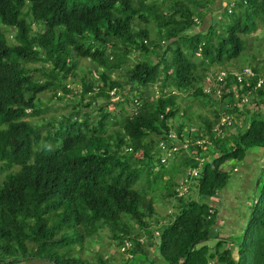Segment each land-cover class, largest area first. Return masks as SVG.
Instances as JSON below:
<instances>
[{"label":"trees","instance_id":"16d2710c","mask_svg":"<svg viewBox=\"0 0 264 264\" xmlns=\"http://www.w3.org/2000/svg\"><path fill=\"white\" fill-rule=\"evenodd\" d=\"M214 1L0 0V264H110L99 254L94 261L83 256L104 227L118 247L132 241L128 261L149 256V246L138 240L144 236L155 248L151 264H264V162L249 220L237 248L232 243L236 256L213 229L219 217L208 202L227 184L221 165L259 149L264 157V68L255 65L236 83L240 96L253 94L250 109H241L232 94L216 101L228 100L226 113L252 112L236 134L218 127L220 113L211 108L212 119L201 118L197 130L182 134L189 127L182 114L176 126L168 125L180 114L183 97L177 94L208 97L203 89L213 84L207 83L210 66L237 59L248 49L242 36L264 24V0H236L231 13L222 7L205 32L196 31ZM135 50L147 61L132 62ZM120 70L140 107L131 113L122 106L129 104L125 96L107 129L114 106L108 92L123 87L110 74ZM69 75L82 81L75 93L79 105L108 101L97 108L99 119L91 123L84 112L80 120L78 110L34 124L30 118L41 114L46 91L62 101L73 93ZM158 82L165 92L141 97L142 89ZM171 130L176 138L169 137ZM198 139L213 145H194ZM178 173L190 180L182 196ZM157 192L163 200L153 199ZM154 200L172 203L169 220L151 223Z\"/></svg>","mask_w":264,"mask_h":264},{"label":"rangeland","instance_id":"374dc122","mask_svg":"<svg viewBox=\"0 0 264 264\" xmlns=\"http://www.w3.org/2000/svg\"><path fill=\"white\" fill-rule=\"evenodd\" d=\"M210 9L207 8L206 12L209 13ZM207 13H205L206 16ZM218 15L221 16V12L218 13ZM224 20L228 19L229 16L223 15L222 16ZM149 31H153L154 29L152 27L148 28ZM195 30L203 32L204 29H201L198 25L195 27ZM216 30V28H215ZM11 41L12 34L10 33L8 35ZM242 39L244 41V45L246 46L248 43L249 37L242 36ZM254 43H257V41H250V45L252 46ZM164 43L161 42V45ZM256 46V45H255ZM260 48V47H258ZM131 61H147L148 56L139 54L138 51H132L130 54ZM154 56H152L153 58ZM150 58V57H149ZM193 61L198 63L200 60L197 56H194ZM248 63H252L249 53L247 50L243 51L241 55L235 59L230 61L227 64L221 65V66H210V70L207 74V83H213L212 89L214 90V86L216 85L215 79L218 76V73H230L232 69L236 68H243V67H249ZM254 64V62L252 63ZM129 65V64H128ZM199 66V65H198ZM36 67H39V65H36ZM220 67V69H219ZM83 68L80 66L78 67V75L82 76V70ZM98 70L97 72V79H100L103 72ZM124 70L120 71H113L110 74V77L112 80H119L121 83H123L122 89L118 90L114 96H111L113 98H110V103L114 104L113 108H109V117H112L109 119V122H107V129H110L113 126L114 123V116L120 112L119 105L116 107V102L123 99V97L128 96L129 103L131 102L133 95L137 96L133 91V89H130V86L126 84L125 80V73L123 74ZM218 72V73H217ZM93 76H91L90 79H88V82L90 83L91 80H93ZM67 85L72 88L73 93L72 94H66L65 101L57 100L55 98H51L52 95L51 91H46L44 95L40 96V99L42 101V108H41V114L30 118V120L33 121L34 124L42 126L46 123L47 120H49L51 117L59 116L62 114H70L74 111H80V120L83 119V114L86 112L89 115V120L91 123H95L99 119V111H97V108L99 106H105L108 101L105 100H98L95 104H91L90 107H83V105H79V96L75 93L78 90H82V81L78 80L77 78L72 77L69 75L67 78ZM120 83V85H122ZM237 82H233L230 85H235V92L231 91L233 101L235 103H241L244 105V107L241 105V109H250V104L253 101V94L250 93V96L247 97L249 102H243V96H240L239 93H237ZM230 85L228 87H230ZM257 86V85H256ZM210 86H205V88ZM260 87V86H257ZM203 89V90H204ZM166 90L162 88L161 84L158 82L153 86H150L146 88L145 90L142 89L141 94L147 93L149 96H159L162 92H165ZM133 94V95H132ZM206 94V93H205ZM59 95V94H58ZM177 95H180L182 100L179 101V111L180 114L177 115L171 122L168 123V125L176 126L179 123L180 115H183V118L187 120L188 128H184L182 134L188 133L192 130V128L197 130L199 126L201 125V118L210 116L212 119V114L208 113V109H216L219 113H222L221 116H224V114L233 116H230L231 118V125L226 127L227 132L229 135L236 134L239 132L240 129L244 127L246 124V121L248 120L249 115L252 113L249 112L245 113V110H241L239 112L230 111L228 113H225L227 109L232 108L231 105L228 103V100L224 101V103L218 104L216 101L220 98V96L211 94L208 95V97H204L199 99H195L193 96H188L190 93L185 94V92H180ZM210 97V99H209ZM242 98V99H241ZM202 100V101H201ZM210 101H214L215 103L212 104ZM197 102L207 104L205 107L201 104H198ZM210 102V103H209ZM103 106V107H104ZM123 107L126 109L128 108V103H123ZM225 107V109H223ZM263 107L260 106V109ZM223 109V110H222ZM247 115V116H246ZM209 118V117H208ZM210 119V120H211ZM42 133H44V130H41ZM187 138H185L186 140ZM206 140V139H205ZM208 142L205 143V145H213L212 142H210L208 139L206 140ZM182 145V143H181ZM263 153L259 149L257 152L251 153L250 155H246L243 160L241 161H227L223 165H221V169H223L227 173V180H226V186L223 188L219 193H217L214 197L211 198V200H208L209 203H212L216 210H217V216L222 220L216 224L213 225V229L219 232L218 236L222 237L224 240H228L231 243H237L241 237L242 233L246 227V223L249 217L250 207L254 202V199L258 193H256L255 185L258 178V175L261 171V168L263 166L264 157L262 156ZM173 160V158H170ZM170 160V161H171ZM167 163V159L165 161ZM236 169V171H234ZM165 179L168 178V176L164 177ZM175 181L177 184H179L180 193H183L187 189V193L189 191V185L190 180L187 178L180 177L179 173L175 176ZM160 192L152 194L153 199H161ZM156 197V198H154ZM197 196L194 195L193 198H196ZM203 198H198L199 201H203ZM165 201V200H164ZM207 201V200H206ZM175 201H173L174 203ZM205 202V201H203ZM172 206V203H162L159 200L153 201V208L155 209V214L153 217V221H151L152 224L160 221L161 219L164 220L165 218H168V214L170 213V208ZM169 220V218H168ZM223 225V228H222ZM156 229V227L154 228ZM98 235L93 238L91 241H89L88 244V250L86 252V258H88L89 261H94L97 254L103 256L104 258H109L110 264H151L154 260H156V257L154 258V248H152L151 253L147 252L149 256L146 257H138V260L136 259L128 261L131 259L130 253L122 252L121 248L118 247L116 244V240L111 237L112 233L110 232L107 227L102 228L98 231ZM144 237V236H142ZM215 237V236H214ZM224 245H227L225 243ZM144 246H150V243L144 244ZM237 248V246L235 245ZM231 247L232 254L236 256V248ZM150 251V247H149ZM234 252V253H233ZM128 259V260H127ZM236 259V258H234Z\"/></svg>","mask_w":264,"mask_h":264},{"label":"built area","instance_id":"2783aa9c","mask_svg":"<svg viewBox=\"0 0 264 264\" xmlns=\"http://www.w3.org/2000/svg\"><path fill=\"white\" fill-rule=\"evenodd\" d=\"M228 12H230V10H228ZM194 21L197 22V18H194ZM252 74V71L249 67H243V68H236V69H232V71L230 72V74H227V73H218V76L217 78L215 79L216 81V85L213 87L214 90L212 89V85L210 87H207L204 89V92L207 94V95H211V94H214V95H217V96H220L222 94H225V93H229L231 91L235 92V85H230L231 83L233 84V82L231 81H234V82H237V83H241L245 78H248L250 77ZM228 85H230V87H228ZM257 86H260L261 85V81H258ZM238 93V91H237ZM116 94V89H112L110 92H109V95L110 96H114ZM243 102H249L248 101V98L249 97L248 95H244L243 96ZM140 107V101L137 99V98H132L131 100V106H130V112L131 113H134L136 111L137 108ZM231 123V119H230V116L229 115H224L221 117L220 119V123H219V126L218 127H222V126H229ZM218 127H216L214 129L215 133L217 135H220V129H218ZM169 137L170 138H176V134L174 133H171L169 134ZM206 141L205 139H202V140H196L195 141V145H203L205 144ZM165 143H160L159 146L161 149H165ZM182 145H184V147H186V145H188V142L185 141L182 142ZM176 150V147L173 146L171 148V151H175ZM129 247V244L126 245L125 248H121V251H124L126 248Z\"/></svg>","mask_w":264,"mask_h":264},{"label":"crops","instance_id":"0c3cea01","mask_svg":"<svg viewBox=\"0 0 264 264\" xmlns=\"http://www.w3.org/2000/svg\"><path fill=\"white\" fill-rule=\"evenodd\" d=\"M236 0H215L214 8H218L220 6H225L227 3H231V8L234 6ZM211 15V16H210ZM220 15H218V11L214 10L213 12H209L206 14L204 21L200 23L198 26L201 29H208L209 25L216 20L219 19ZM198 31V30H197ZM201 32V30H200ZM205 32V31H204ZM248 49L249 57L254 64L248 63L250 69H253L255 65L259 64L260 67L264 68V24H259L256 28V31L250 35H248ZM257 41L252 46L250 45V41ZM256 45V46H255ZM260 47V48H258ZM264 72V69H262ZM218 73V72H217Z\"/></svg>","mask_w":264,"mask_h":264},{"label":"clouds","instance_id":"9594fccd","mask_svg":"<svg viewBox=\"0 0 264 264\" xmlns=\"http://www.w3.org/2000/svg\"><path fill=\"white\" fill-rule=\"evenodd\" d=\"M222 7H225L226 9H227V13H231L232 12V8H231V3H227L225 6H220V7H218V8H216V9H214V10H216V11H218V13H220V12H222ZM214 10H210L209 12H213ZM228 10H230V12H228ZM205 13H208V12H206L205 11ZM194 18H197V22H195L194 21ZM193 18V21L195 22V25L199 22V16H195ZM197 26V25H196ZM195 26V27H196ZM101 71V70H100ZM155 85V84H154ZM112 89H116V92L118 91V90H120V89H118V88H112ZM111 89V90H112ZM94 90H96V89H94ZM110 90V91H111ZM109 91V92H110ZM109 92H108V94H109ZM167 92H169L168 90H167ZM170 93V92H169ZM227 94H231V92H229V93H227ZM127 95V94H126ZM125 95V96H126ZM145 95L146 96H149L147 93H145ZM223 95V94H222ZM221 95V96H222ZM144 95L142 94L141 95V97H143ZM220 96V97H221ZM248 96H250L249 94H248ZM111 97V96H110ZM151 97H154V98H156V97H158V96H154V95H152ZM111 98H113V97H111ZM134 98V97H133ZM136 98V97H135ZM123 99H124V97H123ZM123 99L122 100H120V101H117L115 104H116V107L118 106V104L117 103H122V101H123ZM130 106H131V102L129 103V110H130ZM119 109H120V107H119ZM223 109H225V107H223ZM222 109V110H223ZM226 113V112H225ZM222 115V113H220V119H221V116ZM224 115H226V114H224ZM220 119H219V121H220ZM231 119V118H230ZM220 123V122H219ZM230 125H231V123H230ZM229 125V126H230ZM223 127V126H222ZM219 129V128H218ZM175 130H171V133H174V134H176L175 132H174ZM194 145H195V143H193ZM203 145H205V144H203ZM166 161V160H165ZM164 160H163V162H165ZM234 171H236V169H234ZM179 190V194H178V196H182V195H184V194H186L187 193V189L183 192V193H180V188H179V186H178V188H177V190L176 191H178ZM251 208V207H250ZM250 213V212H249ZM249 220V219H248ZM247 220V221H248ZM220 221H222V220H220V218H218V224H219V222ZM155 227H158V226H154V225H152V229L153 228H155ZM155 234H157V232H155ZM139 242H140V244L141 245H143L144 246V244H145V242L147 243H150V246L149 247H151V242H150V240L148 239V238H146V237H140L139 239ZM127 244H129V247L128 248H126L124 251H122V252H126V251H129L128 253H130V250H132V249H134V245H133V243H132V241H127L123 246H121V248H125L126 247V245ZM232 243H229L228 245H226V248L228 247V248H231L232 247ZM152 248H154V247H151L150 249V253H151V251H152ZM154 250V258H155V256H156V253H155V248L153 249ZM135 253H137V251L135 252ZM130 256H131V259H132V253H130ZM89 261V260H88ZM155 261V260H154ZM136 264V263H135Z\"/></svg>","mask_w":264,"mask_h":264}]
</instances>
